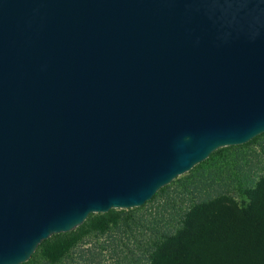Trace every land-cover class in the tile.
Wrapping results in <instances>:
<instances>
[{"label": "water", "instance_id": "obj_1", "mask_svg": "<svg viewBox=\"0 0 264 264\" xmlns=\"http://www.w3.org/2000/svg\"><path fill=\"white\" fill-rule=\"evenodd\" d=\"M262 134L264 0H0V264Z\"/></svg>", "mask_w": 264, "mask_h": 264}, {"label": "rangeland", "instance_id": "obj_2", "mask_svg": "<svg viewBox=\"0 0 264 264\" xmlns=\"http://www.w3.org/2000/svg\"><path fill=\"white\" fill-rule=\"evenodd\" d=\"M263 172L264 135L248 144L221 148L217 155L177 177L143 206L110 210L111 214L105 217H116L119 223L127 219L130 229H113L112 238L111 233L94 230L99 214H92L85 221V227L74 229L72 235L59 240L49 237L24 264H148L147 243L155 229L159 233L174 232L180 227L185 211L204 199V193L225 191L241 204L245 197L237 186H247L248 181L257 180ZM57 241L73 243L61 260L49 263L47 249Z\"/></svg>", "mask_w": 264, "mask_h": 264}, {"label": "trees", "instance_id": "obj_3", "mask_svg": "<svg viewBox=\"0 0 264 264\" xmlns=\"http://www.w3.org/2000/svg\"><path fill=\"white\" fill-rule=\"evenodd\" d=\"M218 153L219 150L213 152L209 158ZM237 190L245 197L241 204L225 191L204 193V199L185 211L180 227L174 232L159 233L155 229L147 243L148 264H264V172L257 180L248 181L247 186L239 184ZM110 214L111 211L97 215L94 230L111 233L109 236L113 238V229L124 231L130 224L127 219L122 223L116 217L105 219ZM85 225L84 222L76 230ZM73 232L50 238L59 240ZM48 240L42 241L38 248ZM71 243L57 241L48 248L49 263L61 260Z\"/></svg>", "mask_w": 264, "mask_h": 264}]
</instances>
